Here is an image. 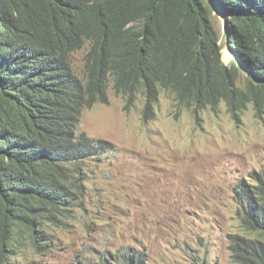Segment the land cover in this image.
<instances>
[{
	"label": "trees",
	"instance_id": "trees-1",
	"mask_svg": "<svg viewBox=\"0 0 264 264\" xmlns=\"http://www.w3.org/2000/svg\"><path fill=\"white\" fill-rule=\"evenodd\" d=\"M214 12L235 55L229 66ZM83 48L85 81L71 63ZM109 88L125 113L140 95L144 122L161 92L195 116L222 103L235 123L249 105L260 116L264 0H0V259L29 242L37 250L43 218L79 207L87 161L106 145L80 131L81 115L107 104ZM254 180L236 191L246 235L231 237L229 264H264V174Z\"/></svg>",
	"mask_w": 264,
	"mask_h": 264
},
{
	"label": "rangeland",
	"instance_id": "rangeland-1",
	"mask_svg": "<svg viewBox=\"0 0 264 264\" xmlns=\"http://www.w3.org/2000/svg\"><path fill=\"white\" fill-rule=\"evenodd\" d=\"M229 66L235 56L225 46ZM86 49L74 52L75 74L86 80ZM245 72L239 86H243ZM142 97L125 113L108 90L107 104L81 115L80 131L106 143L67 217L43 218L38 249L29 242L0 264H113L123 254L147 264H229L231 237L246 232L237 215L239 185L264 174V113L249 105L238 123L225 104L197 116L162 92L155 119L143 122ZM88 175V174H87Z\"/></svg>",
	"mask_w": 264,
	"mask_h": 264
},
{
	"label": "water",
	"instance_id": "water-1",
	"mask_svg": "<svg viewBox=\"0 0 264 264\" xmlns=\"http://www.w3.org/2000/svg\"><path fill=\"white\" fill-rule=\"evenodd\" d=\"M224 30V29H223ZM228 46V44L226 43V47ZM221 59H222V61H223V63L225 64V58H224V56H221Z\"/></svg>",
	"mask_w": 264,
	"mask_h": 264
},
{
	"label": "clouds",
	"instance_id": "clouds-1",
	"mask_svg": "<svg viewBox=\"0 0 264 264\" xmlns=\"http://www.w3.org/2000/svg\"><path fill=\"white\" fill-rule=\"evenodd\" d=\"M224 31V30H223ZM162 93V92H161ZM161 93H160V95H161ZM160 97V96H159ZM142 105H143V98H142ZM158 105V104H157ZM157 105H156V107H157ZM156 107H155V112H156ZM142 110V109H141ZM141 118H142V116H141ZM81 121V120H80ZM144 122V121H143Z\"/></svg>",
	"mask_w": 264,
	"mask_h": 264
}]
</instances>
